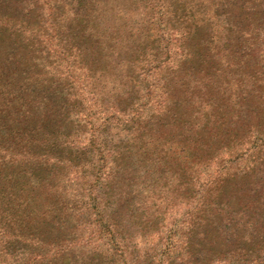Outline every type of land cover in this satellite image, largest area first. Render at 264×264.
Masks as SVG:
<instances>
[{"label": "trees", "instance_id": "trees-1", "mask_svg": "<svg viewBox=\"0 0 264 264\" xmlns=\"http://www.w3.org/2000/svg\"><path fill=\"white\" fill-rule=\"evenodd\" d=\"M0 264H264V0H0Z\"/></svg>", "mask_w": 264, "mask_h": 264}]
</instances>
